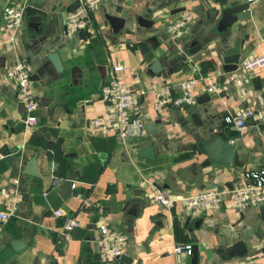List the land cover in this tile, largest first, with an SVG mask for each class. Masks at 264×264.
<instances>
[{
	"label": "crops",
	"instance_id": "obj_1",
	"mask_svg": "<svg viewBox=\"0 0 264 264\" xmlns=\"http://www.w3.org/2000/svg\"><path fill=\"white\" fill-rule=\"evenodd\" d=\"M233 0H103L90 13L89 24L66 35L65 17L78 6V0H54L45 4L46 20L37 22L23 16L13 41L3 13L9 4L26 0H0V188L11 177L19 178L21 198L17 215L4 225L0 238V264H185L190 255L174 252L179 243H190L199 264H264V236L255 246L257 257L229 256L228 242L238 239L240 230L246 238L264 231L260 206L236 208L225 203L216 210L192 214L177 201L171 213L147 201L148 189L139 185L140 174L167 189L173 195L210 189H230L242 182L248 169L264 168V98L255 89L254 79L264 82V67L248 73L239 69L223 71L217 63V52L224 37L216 29L218 7ZM257 11L234 24L226 40L233 51L242 47L241 58L264 52V0H257ZM122 6L126 18L124 28L113 32L104 15ZM178 7H185L176 11ZM190 11L192 21L172 41L168 25L182 12ZM116 12V11H115ZM141 15L153 20L149 31L136 22ZM138 29V30H137ZM190 31L199 34L202 51L187 55L182 50ZM151 33L155 40H147ZM224 36V35H223ZM57 50L65 65L59 85L52 91L41 79L33 80L39 100L37 123L24 124V111L16 95L14 83L5 70L25 60L34 70L44 53ZM160 59L162 72H153L150 64ZM122 64L117 77L137 93L132 120L148 122L154 129L128 137L124 144L114 135H101L88 127V120L101 115L104 103L101 92L113 77L112 67ZM82 68L76 83L69 68ZM210 74L215 80L229 78L228 89L218 94L198 88L195 107L205 108L200 117L216 126V131L239 142L230 166L206 163L199 147L207 133L192 123L190 109L154 107V90L168 86L172 94L179 92L178 83L187 77ZM236 77L242 78L235 84ZM202 102L197 103L200 97ZM208 96V99L205 97ZM82 101V102H79ZM249 108L252 115L246 126L237 128L225 117ZM153 144L155 157L148 160L136 151ZM35 159L36 174L25 172L27 163ZM71 173L76 194L63 200L60 209L77 215L80 226L68 240L59 238L61 217L44 193L58 185ZM82 197L90 200L88 207ZM107 224L126 235L123 253L102 260L97 255L95 239L100 224ZM20 239L23 249L16 251L12 240Z\"/></svg>",
	"mask_w": 264,
	"mask_h": 264
},
{
	"label": "built area",
	"instance_id": "obj_2",
	"mask_svg": "<svg viewBox=\"0 0 264 264\" xmlns=\"http://www.w3.org/2000/svg\"><path fill=\"white\" fill-rule=\"evenodd\" d=\"M101 1L103 0H78V6L65 17V34L71 35L86 27L90 22V13L96 9ZM23 5L24 3L9 4L4 9L3 16L6 20V26L10 30L9 41L14 40L18 28L22 25ZM192 18L193 15L190 11H184L168 25L172 41H175L184 32ZM263 67L264 52L240 58L237 69L242 73H248ZM122 68V64L113 65V77L109 83L103 86L101 92L104 111L101 115L90 118L88 127L101 135L112 134L118 143L124 144L128 137L141 134L144 128L141 121L132 120V109L138 101V96L130 85L117 77V72ZM31 72V66L25 60H17L14 65L5 70V76L16 87V95L24 111L25 125L37 123L36 110L39 106V100L35 95L33 80L30 76ZM233 82L240 84L242 78L236 77ZM231 83L232 81L227 77L219 81L210 74L187 77L178 83L179 92L177 94H172L169 87L165 85L155 89L154 107L160 109L166 106L194 105L199 87H202L207 93L218 94L228 89ZM251 115V109L242 108L238 112L227 115L225 121L233 123L240 129L246 126V120ZM5 156L6 153L0 152V158ZM139 185L148 189L147 201L159 205L166 213H171L177 201L181 203L183 210L192 214H199L209 209H219L225 200L236 208L264 205V168L244 171L242 182L230 189L210 188L179 196L173 195L167 189L149 181L141 174ZM20 198L19 178L17 176L11 177L9 184L0 188V238L3 234L4 225L9 219L17 215ZM82 203L88 207L90 200L87 197H82ZM54 214L61 217L59 238L68 240L71 233L80 226L77 215L65 214L60 208L54 210ZM125 241L126 235L124 233L107 224H100L95 239L98 257L102 260L119 257L123 253ZM174 252H184L190 255L192 245L190 243L176 244Z\"/></svg>",
	"mask_w": 264,
	"mask_h": 264
},
{
	"label": "water",
	"instance_id": "obj_3",
	"mask_svg": "<svg viewBox=\"0 0 264 264\" xmlns=\"http://www.w3.org/2000/svg\"><path fill=\"white\" fill-rule=\"evenodd\" d=\"M52 3L54 0H26L23 5V16L27 17L29 20H34L37 22H41L42 19L46 20V16L48 14V9L45 7V4ZM257 0H233L229 2H224L218 7V19L216 23V29L221 31V37H224L225 42L223 47L217 52V63L220 64L221 69L223 71H233L238 68V63L241 58L242 46L240 45L237 50L233 51V44L226 40V36L228 31L232 28L234 24H239V22L244 21L245 19H249L256 11ZM185 7H178L175 10L181 11ZM122 6H117V9L111 12H107L104 17L107 21L108 25L112 29L113 32L121 31L124 28L126 18L122 14ZM116 11V12H115ZM136 22L139 26L144 27L149 31L151 25L153 24V20L148 19L147 17H143L138 15L136 17ZM138 30V29H137ZM151 34V33H148ZM188 39L185 41L184 49L182 50V59L186 60L187 55L195 54L197 52L202 51L203 46L200 42H198L199 34L194 31H190L188 34ZM224 35V36H223ZM147 40L154 41L155 36L153 34L149 35ZM65 65L63 60L61 59L57 50L47 51L39 58L36 63L34 70L31 72L32 80L41 79L43 83L48 85V90L52 91L54 86H57L61 83L63 75L65 73ZM150 69L153 72H162V66L160 59H155L150 64ZM69 74L71 77V81L76 83V77H80L82 74V68L74 64L69 68ZM255 89L261 91V95L264 98V82H262L258 77L254 79ZM202 96L198 99L197 103L203 101ZM208 99V96L205 97ZM82 102V101H79ZM195 105L186 104L184 106L185 109H190L188 115L192 120V123L195 126L200 128L199 134L203 135L207 133L206 139L201 141L199 147L203 153L206 155V163H223L227 166H230L233 158L236 157V149L239 145L235 139L232 141L229 139L228 134H224L220 131H216V126L210 123L206 119H202L200 117V111H208L205 108L193 109ZM143 128L146 131H151L154 129L153 125L148 122L143 123ZM136 155L139 157H144L148 160H153L155 157V148L153 144H147L140 147L136 151ZM35 169V159H31L27 163V168L24 170L25 172L36 174ZM75 180L74 175L68 173L65 178L55 187H53L50 191L45 194L47 201L50 203L51 207L56 210L60 207L63 200H66L71 195H75L76 191L72 188V184ZM216 185H211L210 187H215ZM208 189V188H207ZM260 220L264 222V205L260 206ZM264 224V223H263ZM235 236L238 239L232 243L228 242L226 244V250L231 257L235 258H243L247 255L250 260L253 261L256 259L257 253H253L255 251V246L259 242V240L264 236V231H260L251 235L249 238L244 236V233L240 230L235 233ZM12 247L16 251H20L23 249V242L20 239H14L11 242ZM260 251L264 253V246L260 248ZM121 258L126 261V263H130L131 259L127 255H121ZM185 264H199L197 259V253L193 249L191 252L187 262Z\"/></svg>",
	"mask_w": 264,
	"mask_h": 264
}]
</instances>
